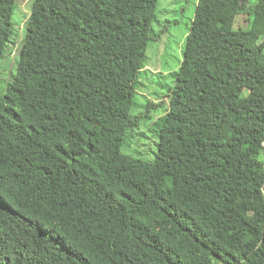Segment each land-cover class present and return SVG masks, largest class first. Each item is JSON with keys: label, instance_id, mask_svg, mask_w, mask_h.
Returning a JSON list of instances; mask_svg holds the SVG:
<instances>
[{"label": "trees", "instance_id": "trees-1", "mask_svg": "<svg viewBox=\"0 0 264 264\" xmlns=\"http://www.w3.org/2000/svg\"><path fill=\"white\" fill-rule=\"evenodd\" d=\"M157 2L31 0L0 93V264H264V0H198L148 162L121 147Z\"/></svg>", "mask_w": 264, "mask_h": 264}, {"label": "rangeland", "instance_id": "rangeland-1", "mask_svg": "<svg viewBox=\"0 0 264 264\" xmlns=\"http://www.w3.org/2000/svg\"><path fill=\"white\" fill-rule=\"evenodd\" d=\"M198 0H158L155 20L152 23L156 38L149 41L146 49V65L135 90L134 102L137 107L131 112L136 125L129 131L121 151L151 162L158 149L155 132L156 120L169 105L174 78L182 59V49ZM12 17L15 30L11 42L4 50L0 67V93L5 88L9 75L15 71L16 58L24 37V27L30 13L31 0H16ZM242 24L238 17L237 25ZM259 159L264 161V151Z\"/></svg>", "mask_w": 264, "mask_h": 264}]
</instances>
